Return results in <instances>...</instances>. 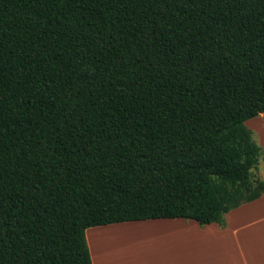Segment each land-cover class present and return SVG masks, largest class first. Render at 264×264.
I'll list each match as a JSON object with an SVG mask.
<instances>
[{
	"label": "trees",
	"instance_id": "trees-1",
	"mask_svg": "<svg viewBox=\"0 0 264 264\" xmlns=\"http://www.w3.org/2000/svg\"><path fill=\"white\" fill-rule=\"evenodd\" d=\"M264 0H0V264H92L89 228L226 227L264 194Z\"/></svg>",
	"mask_w": 264,
	"mask_h": 264
},
{
	"label": "crops",
	"instance_id": "crops-1",
	"mask_svg": "<svg viewBox=\"0 0 264 264\" xmlns=\"http://www.w3.org/2000/svg\"><path fill=\"white\" fill-rule=\"evenodd\" d=\"M259 117L264 121V114H260ZM262 126H264V122L262 123ZM248 128H251L252 130L254 129L252 127ZM256 132L259 145L264 147V127L261 129V132ZM166 226H173L174 230L172 232L159 231L163 230ZM113 230L119 231L121 233H125L126 231L146 232L148 230H151L152 236L150 237L154 239L166 238L167 236L174 235L175 233H183L182 240H185V232H194L198 236H200L199 241L213 244L215 255L218 251H220V253L223 252L224 255H227V257H224L222 261H218L216 260V257L211 258L210 252L204 255L203 251L200 253L201 257H199L197 261L189 260V264H212L214 262L215 264H264V194L257 200L242 205L239 208L229 212L226 215V227L224 229L220 228L217 224H210L204 227H200L194 221H186L183 219H159L141 221L139 223L132 224L119 223L89 228L86 231V240L91 251L92 264L109 263V260L107 259L101 260V262L96 263L95 260L99 259V252L97 251L98 248L94 247L92 241L96 240L101 233L110 231L113 232ZM166 233L168 234L166 235ZM106 249L110 250V247ZM184 251L185 249L183 247L180 256L183 255V257H185ZM156 253H159L157 254L156 258L164 259L162 257L163 254H161L159 251H157ZM119 256L121 258L124 257L125 259H127L128 255L123 254ZM119 256L117 255L116 257ZM135 256L136 255H134V257ZM139 256L141 258H145V256L142 254ZM203 258L211 259L204 260ZM175 263L176 262H174V264ZM181 264H185L184 259L181 260Z\"/></svg>",
	"mask_w": 264,
	"mask_h": 264
},
{
	"label": "rangeland",
	"instance_id": "rangeland-1",
	"mask_svg": "<svg viewBox=\"0 0 264 264\" xmlns=\"http://www.w3.org/2000/svg\"><path fill=\"white\" fill-rule=\"evenodd\" d=\"M263 122H264L263 119H261L258 116V117L248 120L245 123L246 126L254 128L253 130L251 128L250 129L256 135L257 143H258V137H257L256 131L261 132V129L264 127L262 126ZM255 175L260 176V178L264 180V147H262L261 149L260 161H259L257 171L255 172ZM128 223L132 224V223H139V222H128ZM173 230H174L173 226H166L163 230H159V231L172 232ZM90 234H93V233H90ZM167 234L168 233H166V235ZM182 234L175 233L174 235L167 236L166 238H156V239L151 238V237L147 238L146 234H143V233L135 237H130L128 235H125L118 242L108 243L110 250L106 248L103 249L102 246L99 244L98 248L100 249L97 250L99 252V259H96L95 261L96 263H99L101 262V260L107 259L109 260L108 264H136V263L137 264H174V262H176L175 264H181V260L184 259L185 264H189L190 263L189 260L197 261V259L201 257L200 253L203 251H204V255L210 252L211 258L216 257V260L218 261H222L224 257H227V255H224L223 252L220 253V251H218L215 255V249L213 248V244L199 241L200 236H198L196 233L185 232V240H182V237H183ZM149 236H152V233ZM183 247L185 249L184 251L185 257H183V255L180 256L181 250ZM101 249L102 251L100 252ZM89 251H90V248H89ZM157 251L163 254L162 257L164 259L156 258L157 254H159V253H156ZM123 254H127L129 256L130 255H136V256L132 258L134 260L133 261L132 259H128L129 257L125 259L124 257L121 258L119 256ZM141 254L144 255L145 258H141L139 256ZM90 255H91V251H90ZM117 255L119 257H116ZM211 258H203V259L206 260V259H211ZM167 262H170V263H167ZM212 264H215V262Z\"/></svg>",
	"mask_w": 264,
	"mask_h": 264
},
{
	"label": "bare ground",
	"instance_id": "bare-ground-1",
	"mask_svg": "<svg viewBox=\"0 0 264 264\" xmlns=\"http://www.w3.org/2000/svg\"><path fill=\"white\" fill-rule=\"evenodd\" d=\"M146 234V237L149 238L150 236V233H152L151 230H148L146 232H143V231H136V232H132V231H126L125 233H121L119 231H114L113 232H105V233H101L98 238L96 240H94L92 243L94 245V247L98 248L99 244L102 246V248H109V245L108 243H114V242H118L121 240V238L124 236V235H128L130 237H135V236H138L139 234ZM145 237V238H146ZM144 238V237H143ZM104 241V243H103ZM104 246V247H103ZM100 249V248H98ZM146 250V249H145ZM102 251V249L100 250ZM133 258L134 255H128L127 258Z\"/></svg>",
	"mask_w": 264,
	"mask_h": 264
}]
</instances>
